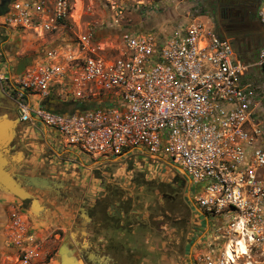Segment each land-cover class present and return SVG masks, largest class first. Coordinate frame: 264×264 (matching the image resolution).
Listing matches in <instances>:
<instances>
[{
  "label": "built area",
  "instance_id": "built-area-1",
  "mask_svg": "<svg viewBox=\"0 0 264 264\" xmlns=\"http://www.w3.org/2000/svg\"><path fill=\"white\" fill-rule=\"evenodd\" d=\"M76 1L83 0H14L0 26L42 38L66 28L75 13L80 24L84 9L75 11ZM173 8L185 20L168 34L121 23L129 12L145 20ZM203 15L201 0H135L131 10L118 7L108 25L120 37L119 54L92 29L79 31L72 42L47 48L20 75L2 66L0 82L15 97L22 124L41 123L64 137L63 144L111 158L142 151L154 162L175 163L194 184V208L225 229L226 243L242 239L249 253H264L263 129L256 122L264 105V45L256 63L261 80L250 83L251 65ZM258 17L264 28V0ZM4 44L1 64H7ZM35 95H56L73 109L33 107ZM8 230L15 247L9 264H31L41 243L22 205L13 204ZM206 264H214L209 255ZM220 264H227L224 256Z\"/></svg>",
  "mask_w": 264,
  "mask_h": 264
},
{
  "label": "rangeland",
  "instance_id": "rangeland-1",
  "mask_svg": "<svg viewBox=\"0 0 264 264\" xmlns=\"http://www.w3.org/2000/svg\"><path fill=\"white\" fill-rule=\"evenodd\" d=\"M134 1L83 0L82 3L76 1L75 11L78 12L81 7L84 9L79 25L74 22L75 13L73 18L66 22V28L55 30L42 38L31 30L16 27L8 29V33H5L4 28L0 26V41L9 42L12 39L14 48L17 46L19 48L22 42L28 45L29 48L23 56L31 57L32 63L28 65L31 66L39 62V56H42L50 46L72 42L79 31L92 29L97 41L107 42L112 53L119 54L122 49L120 37L118 32L108 25L118 7L127 6L131 10ZM173 10L184 17L182 11L175 8ZM202 14H204L202 20L221 35L212 18L203 10ZM162 15L164 14L144 20L136 13L129 12L124 15L121 23L127 27L138 26L139 23L151 22ZM2 20L0 16V25ZM164 23L168 25L169 22ZM247 33H244L246 37ZM234 38L237 40L240 37ZM2 60H5V57ZM241 61L245 62L243 59ZM70 103L64 104L66 111L73 109ZM11 117H15V114L11 113ZM18 132L15 143L19 149L22 147L19 144L21 137ZM63 141L64 137L61 136L59 143L62 147ZM76 149L81 153L86 165L83 170L71 174L64 180L66 183L64 192L57 197L36 192V196L47 205L53 204L57 207L56 210L61 206L69 215L63 227L53 228L52 235L57 234L56 241L44 263L58 264L59 249L66 243L75 250L83 264L86 262L81 256L90 255V260L94 263L104 264L100 258L114 251L121 256L116 257L115 261L119 262L118 264H206L208 255L214 264H220L227 244L223 238L225 229L218 230L211 221L206 222L194 208L192 201L195 188L192 186L190 188L191 179L178 165L171 161L170 165L163 161L154 162L142 151L111 158L109 155L91 154L80 148ZM26 152L30 154V150ZM70 156L76 160L74 155ZM24 170L27 171L26 168ZM14 201L29 208L25 201L20 202L16 198ZM116 202H121L120 211L122 214L126 212V216L116 217L117 213L113 209ZM82 207L91 219L87 223L86 235L79 233L83 219ZM71 233L75 234L74 238L71 237ZM84 241L88 243L87 247L82 246ZM105 245H109L108 253L104 251ZM236 248L238 253L243 249L241 245H237ZM92 254L101 257H92ZM248 254L235 253L234 259L243 262L250 257L249 261L253 264H264V253L261 251L254 250Z\"/></svg>",
  "mask_w": 264,
  "mask_h": 264
},
{
  "label": "crops",
  "instance_id": "crops-1",
  "mask_svg": "<svg viewBox=\"0 0 264 264\" xmlns=\"http://www.w3.org/2000/svg\"><path fill=\"white\" fill-rule=\"evenodd\" d=\"M184 21L185 17L173 9L164 13L161 17L154 19L151 22L141 23V28H153L163 34H168L173 25ZM168 21L167 23H164ZM5 33H8V29H3ZM257 36L261 38V41L257 39ZM223 37L231 40L234 50L240 59H243L245 63L251 65L246 80L250 83H259L261 80L262 70L256 65L259 49L264 45V28L260 29V34H248L246 37H240L235 40L234 37L223 35ZM12 39L5 41L3 46V54L5 55L6 63L1 64L0 69L4 66L9 72L14 74V71L18 69L19 65L24 63L26 58L23 53L29 48L22 42L18 48H14L12 45ZM256 48L255 53L253 52ZM1 59V58H0ZM30 104L33 107H44L57 111H66L64 109V102H62L56 95H51L47 98L40 96H32L29 99ZM257 124L263 129V135L259 140V145L264 148V105L257 109ZM21 141L19 148L25 153V161L23 167L27 169V172L36 175L48 176L53 179L65 180L71 174L81 171L85 167V160L81 157V153L74 147L66 146L62 147L59 143L60 137L56 132H53L41 123H24L19 127ZM26 150H30V154H27ZM70 154L76 157V160L70 156ZM64 191V190H63ZM15 198L0 192V264H9L10 259L15 254V247L9 242V219L10 212ZM45 204V201L42 200ZM19 204V203H17ZM52 205V206H51ZM45 212L41 214V217L33 219L32 229L35 236L39 239L41 245L38 250L39 256L35 257L31 264H48L44 263L46 256L51 252V248L56 241L57 234L52 235L53 228L63 227L68 221L67 212L62 210L60 206L59 210L54 207L53 204L49 206L45 205ZM67 210V209H66ZM30 216V214H29ZM206 222H209L206 220ZM70 228L69 226H67ZM54 236V237H53ZM70 248V247H69ZM236 254L243 253L241 250ZM59 254V253H58ZM75 254L71 252L68 255L69 260H73ZM118 257V256H114ZM121 257V256H120ZM44 259V260H43ZM60 259V256H59ZM110 260V259H108ZM60 263V261H59ZM58 263V264H59Z\"/></svg>",
  "mask_w": 264,
  "mask_h": 264
},
{
  "label": "water",
  "instance_id": "water-1",
  "mask_svg": "<svg viewBox=\"0 0 264 264\" xmlns=\"http://www.w3.org/2000/svg\"><path fill=\"white\" fill-rule=\"evenodd\" d=\"M14 0H0V16L5 15L9 10V5ZM32 63L31 58H26L24 63L19 65L14 71L15 75H20L26 67ZM5 94L0 89V99H4ZM0 106H6L5 102H0ZM79 106V105H78ZM17 110V109H16ZM19 116L11 117V113L2 112L0 114V192L12 196L20 202L29 201V208H26L27 214L33 219L41 217V214L47 210L42 199L36 196V192L47 193L48 195L59 196L66 187L65 181L61 179H53L48 176L31 174L24 170L23 163L25 161V153L18 149L15 143L17 132L21 125ZM23 169V170H22ZM200 190V186L196 187V191ZM49 206V205H47ZM82 222L79 233L86 235L87 223L91 221L86 214L85 208H81ZM31 219V218H30ZM32 222V221H31ZM71 237H75L71 233ZM82 246L87 247L88 243L83 242ZM75 250L68 244L64 243L59 249V264H83L82 260L75 254L73 260H69L68 255Z\"/></svg>",
  "mask_w": 264,
  "mask_h": 264
},
{
  "label": "flooded vegetation",
  "instance_id": "flooded-vegetation-1",
  "mask_svg": "<svg viewBox=\"0 0 264 264\" xmlns=\"http://www.w3.org/2000/svg\"><path fill=\"white\" fill-rule=\"evenodd\" d=\"M261 0H201L202 10L207 13L215 23L218 29H220L221 35H224L225 32L228 36L233 37H245V32L247 34H260V29L263 28L258 17V10ZM247 29V31H245ZM230 34V35H229ZM243 35V36H242ZM257 39L261 41V38L257 36ZM0 89L3 94L6 95L4 99H0V102H5L6 106H0V113L9 112L17 114V101L13 95H8L3 90L2 83L0 82ZM194 188L193 183H189ZM123 200V198H120ZM114 211L117 213L116 217L126 216L121 213V202L114 203ZM124 211V210H123ZM90 214V212L88 211ZM95 235V234H94ZM109 245H105L104 251L108 253ZM118 252L109 253L106 256L98 257L95 254H92V257L103 259L104 264H118L116 262V257ZM86 264H98L90 260V255L81 256ZM120 258V255H119ZM110 259V260H108Z\"/></svg>",
  "mask_w": 264,
  "mask_h": 264
},
{
  "label": "bare ground",
  "instance_id": "bare-ground-1",
  "mask_svg": "<svg viewBox=\"0 0 264 264\" xmlns=\"http://www.w3.org/2000/svg\"><path fill=\"white\" fill-rule=\"evenodd\" d=\"M237 245H241L243 247V249H241L243 253H240V254L248 255L249 253L248 247H247V244L244 242V240L242 239L237 240V243H234L233 245L232 243L226 244L223 254H224V259L227 261V264H253L252 262L249 261L250 257H247V260L243 262L236 261L234 259V256L236 253L235 250H237L236 248Z\"/></svg>",
  "mask_w": 264,
  "mask_h": 264
},
{
  "label": "trees",
  "instance_id": "trees-1",
  "mask_svg": "<svg viewBox=\"0 0 264 264\" xmlns=\"http://www.w3.org/2000/svg\"><path fill=\"white\" fill-rule=\"evenodd\" d=\"M25 203H26V204H28V203H29V201H25Z\"/></svg>",
  "mask_w": 264,
  "mask_h": 264
}]
</instances>
